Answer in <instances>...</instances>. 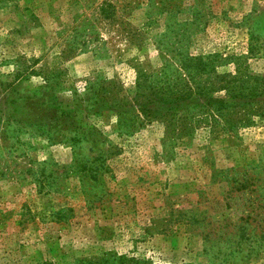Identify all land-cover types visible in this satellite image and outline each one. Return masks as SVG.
<instances>
[{
	"label": "rangeland",
	"instance_id": "obj_1",
	"mask_svg": "<svg viewBox=\"0 0 264 264\" xmlns=\"http://www.w3.org/2000/svg\"><path fill=\"white\" fill-rule=\"evenodd\" d=\"M254 76L264 0H0V264H264Z\"/></svg>",
	"mask_w": 264,
	"mask_h": 264
},
{
	"label": "trees",
	"instance_id": "obj_2",
	"mask_svg": "<svg viewBox=\"0 0 264 264\" xmlns=\"http://www.w3.org/2000/svg\"><path fill=\"white\" fill-rule=\"evenodd\" d=\"M187 61H188V64L187 65H189V66H193V67H196L198 70L200 69V68H205L206 67V64H207V62L206 61H204L203 60V58H201V57H189V58H187ZM255 77V79L257 80V81H259V80H261V81H264V80H262V79H259L257 76H254ZM230 85V87H228V89H229V91L228 92H230V91H232L233 90V85H231V83H229ZM237 85L239 86V85H241V84H236V86H235V89L237 88ZM243 87H245L244 85H243ZM256 88L258 87L257 85L255 86ZM223 88V87H222ZM224 88H227V87H224ZM197 89H199V93H202V88L201 87H199L198 86V88ZM243 91V89L240 91V92H242ZM238 94H235L234 95V97H236ZM233 97V98H234ZM220 101L222 102V103H224L223 101V99H220ZM225 105H227V104H233V105H235V102L234 103H224ZM140 107H141V104L139 105ZM141 110H144V111H146V108L143 106L142 108H141Z\"/></svg>",
	"mask_w": 264,
	"mask_h": 264
}]
</instances>
